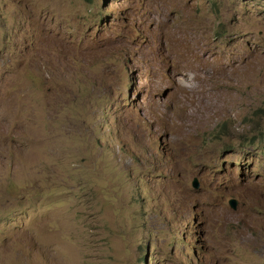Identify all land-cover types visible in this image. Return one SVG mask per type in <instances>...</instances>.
Listing matches in <instances>:
<instances>
[{
  "label": "rangeland",
  "instance_id": "obj_1",
  "mask_svg": "<svg viewBox=\"0 0 264 264\" xmlns=\"http://www.w3.org/2000/svg\"><path fill=\"white\" fill-rule=\"evenodd\" d=\"M0 264H264V0H0Z\"/></svg>",
  "mask_w": 264,
  "mask_h": 264
},
{
  "label": "water",
  "instance_id": "obj_2",
  "mask_svg": "<svg viewBox=\"0 0 264 264\" xmlns=\"http://www.w3.org/2000/svg\"><path fill=\"white\" fill-rule=\"evenodd\" d=\"M194 187H198V183H196V181H195V183H194ZM230 206H231L232 208H235V207H236V202H235V201H232V202L230 203Z\"/></svg>",
  "mask_w": 264,
  "mask_h": 264
},
{
  "label": "bare ground",
  "instance_id": "obj_3",
  "mask_svg": "<svg viewBox=\"0 0 264 264\" xmlns=\"http://www.w3.org/2000/svg\"><path fill=\"white\" fill-rule=\"evenodd\" d=\"M208 57H209V55H208ZM208 57L206 58V56H205V58H206V59H205V58H204V59H205V60H207V59H208ZM216 57H217V56H216ZM211 60H212V59H211ZM201 61H202V60H201ZM202 63H203V61H202Z\"/></svg>",
  "mask_w": 264,
  "mask_h": 264
},
{
  "label": "clouds",
  "instance_id": "obj_4",
  "mask_svg": "<svg viewBox=\"0 0 264 264\" xmlns=\"http://www.w3.org/2000/svg\"><path fill=\"white\" fill-rule=\"evenodd\" d=\"M194 185V184H193ZM195 188H197V187H195Z\"/></svg>",
  "mask_w": 264,
  "mask_h": 264
}]
</instances>
